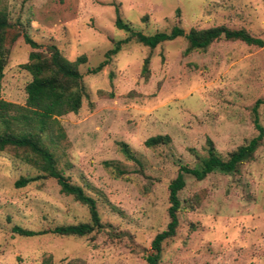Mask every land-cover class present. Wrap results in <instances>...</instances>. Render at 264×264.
I'll list each match as a JSON object with an SVG mask.
<instances>
[{"label":"rangeland","instance_id":"374dc122","mask_svg":"<svg viewBox=\"0 0 264 264\" xmlns=\"http://www.w3.org/2000/svg\"><path fill=\"white\" fill-rule=\"evenodd\" d=\"M13 25L0 99L23 106L31 75L21 68L32 50L57 47L78 69L87 96L76 114L57 118L65 138L55 148L70 182L96 200L103 227L85 237L14 235V225L38 231L88 220L87 208L26 162L20 149L0 151V264H147L151 240L164 230L169 182L178 165L195 167L206 140L221 158L258 134L252 108L264 100V50L219 39L184 55L176 38L149 49L131 40L96 74L114 42L143 34L224 26L264 41V0H0ZM149 57L148 74H142ZM264 131V101L256 109ZM166 135L165 145L145 141ZM125 144L138 162L120 151ZM106 163L110 164L109 166ZM125 173L116 177L112 164ZM21 178H34L15 188ZM176 235L160 264H264V136L254 158L236 173L184 175ZM198 202V204L195 203Z\"/></svg>","mask_w":264,"mask_h":264},{"label":"trees","instance_id":"16d2710c","mask_svg":"<svg viewBox=\"0 0 264 264\" xmlns=\"http://www.w3.org/2000/svg\"><path fill=\"white\" fill-rule=\"evenodd\" d=\"M115 27L125 31L128 36L114 42L105 54L104 59L94 68H89V74H96L107 65L112 56L116 55L120 48L131 40L149 49L183 38L187 45L183 51L188 55L193 51H205L208 46L219 40L241 41L249 46H256L264 50V41L250 35L244 29L232 30L224 26L210 27L206 29L191 28L188 31L174 26L169 32H156L143 34L133 30L124 23L116 9ZM13 25L9 21L8 13L0 5V89L6 59L9 54L8 45L18 37L17 34L9 37ZM23 41L32 50L28 54L27 61L21 68L31 75V81L25 87L26 100L23 106L15 105L0 99V151L7 148L24 151L26 162L46 177L56 181L59 191L70 196L76 202L87 208L88 220L76 224H60L43 230H30L18 225L11 228L14 235L21 237H34L45 234H53L63 237H85L93 232H98L103 227L97 210L96 200L89 196L82 187L70 182L58 166V158L55 148L65 138V134L57 120L66 114H76L82 106L83 99L87 96V89L83 76L78 67L84 63V57L77 58L74 62L68 61L61 51L54 45H47L44 51H39V45L26 33L22 34ZM149 57L143 62L142 74H148ZM264 100H257L252 108L253 124L258 134L245 144L231 151L226 158H221L214 148L210 139L206 140V156L198 160L195 167L178 165L176 176L169 182L167 215L169 221L166 228L157 233L151 240V252L145 256L147 264H160L162 259L163 245L172 239L179 226V213L183 208L193 209V205L182 201L180 191L185 186L184 175H191L198 181L203 180L208 174L220 171L226 174L236 173L239 167L251 161L254 153L260 146L264 131L258 122L257 107ZM169 137L157 135L145 141V146L152 148L158 145L168 144ZM120 151L124 157L131 161H137V157L125 144H120ZM107 166L110 164L106 163ZM113 173L121 177L125 171L117 163L112 164ZM34 178H21L14 182V187L25 186ZM198 204L197 201H195ZM44 264H49L45 261Z\"/></svg>","mask_w":264,"mask_h":264}]
</instances>
